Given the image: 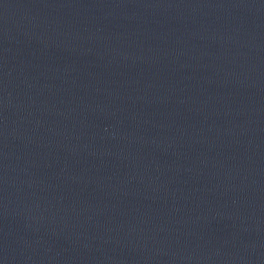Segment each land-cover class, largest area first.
Here are the masks:
<instances>
[{"label":"water","instance_id":"water-1","mask_svg":"<svg viewBox=\"0 0 264 264\" xmlns=\"http://www.w3.org/2000/svg\"><path fill=\"white\" fill-rule=\"evenodd\" d=\"M0 264H264V0H0Z\"/></svg>","mask_w":264,"mask_h":264}]
</instances>
